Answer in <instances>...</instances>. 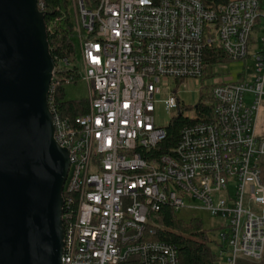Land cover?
I'll return each instance as SVG.
<instances>
[{
	"label": "built area",
	"instance_id": "2783aa9c",
	"mask_svg": "<svg viewBox=\"0 0 264 264\" xmlns=\"http://www.w3.org/2000/svg\"><path fill=\"white\" fill-rule=\"evenodd\" d=\"M37 1L44 12V1ZM72 2L90 111L72 118L56 109L62 82L55 66L48 102L54 137L70 158L62 264H181L174 244L151 238L149 214L163 205L222 218L218 255L228 264L262 262L264 134L257 120L264 101V2ZM254 29L260 47L252 72L231 83L206 76L219 63L206 58L209 48L230 61L246 59ZM189 79L211 89L213 119L197 121L195 109L184 108L179 87ZM160 103L172 119L186 122L174 152L149 159L144 152L166 138L170 124L157 123Z\"/></svg>",
	"mask_w": 264,
	"mask_h": 264
},
{
	"label": "water",
	"instance_id": "95a60500",
	"mask_svg": "<svg viewBox=\"0 0 264 264\" xmlns=\"http://www.w3.org/2000/svg\"><path fill=\"white\" fill-rule=\"evenodd\" d=\"M56 66L37 0H0V264H62L69 152L54 137Z\"/></svg>",
	"mask_w": 264,
	"mask_h": 264
},
{
	"label": "trees",
	"instance_id": "16d2710c",
	"mask_svg": "<svg viewBox=\"0 0 264 264\" xmlns=\"http://www.w3.org/2000/svg\"><path fill=\"white\" fill-rule=\"evenodd\" d=\"M45 4L44 16L50 42V49L56 61L55 77L61 80L55 94V107L63 115L76 117L90 111V100L67 99L64 84L69 81H77L80 77L77 67L78 51L75 40V21L72 15V0H43ZM230 0H203L206 5L216 7ZM206 58L210 62H225L230 59L224 55L221 49L209 48ZM203 94V93H202ZM206 101L200 102L194 109L197 121L211 120L214 118V103L211 89L204 92ZM192 109L191 106H185ZM186 120L177 115L167 126V136L151 153L145 151L151 159L152 156H160L173 153L180 138V129ZM148 226L155 229L152 239L162 240L174 244L179 251L181 264H217L220 256L214 252L210 243L208 230L204 228L199 218H193L186 222L177 217V213L170 205H163L158 211L149 214Z\"/></svg>",
	"mask_w": 264,
	"mask_h": 264
},
{
	"label": "rangeland",
	"instance_id": "374dc122",
	"mask_svg": "<svg viewBox=\"0 0 264 264\" xmlns=\"http://www.w3.org/2000/svg\"><path fill=\"white\" fill-rule=\"evenodd\" d=\"M73 18L76 17L74 7H71ZM260 33L258 29H254L250 35L249 39V49L248 57L239 61H225L219 62L217 65L208 67L206 70V76L212 79L215 82L231 83L242 78V75L245 76L244 71L247 69V72L250 73L254 70V61L252 59L253 54L259 49V39ZM77 51H78V62L80 72L82 71V57H81V48L78 41H76ZM185 84H181L179 87V93L181 100L184 102V106H191L194 110V106L202 102V93L207 91V88H200L197 86L198 81L195 79L185 80ZM171 87L175 88V84L171 82ZM66 98L67 99H89L90 92L87 81L79 77L77 81H69L64 84ZM252 94L247 95V102H252ZM185 113L186 110L184 111ZM157 123L159 125H168L173 118V112H169L165 106L160 103L157 104L156 110ZM258 124L257 132L264 134V101L262 102L259 115H258ZM197 200H194L192 204H198ZM177 217L186 222L191 221L193 218H199L203 222V226L208 230L209 237L213 240L210 245L214 252L218 254L219 252V243L222 242V218L218 216H212L208 211L198 209V208H182L178 210ZM217 264H228L226 256L220 258ZM259 264H264V260Z\"/></svg>",
	"mask_w": 264,
	"mask_h": 264
},
{
	"label": "crops",
	"instance_id": "0c3cea01",
	"mask_svg": "<svg viewBox=\"0 0 264 264\" xmlns=\"http://www.w3.org/2000/svg\"><path fill=\"white\" fill-rule=\"evenodd\" d=\"M264 2V0H262Z\"/></svg>",
	"mask_w": 264,
	"mask_h": 264
}]
</instances>
